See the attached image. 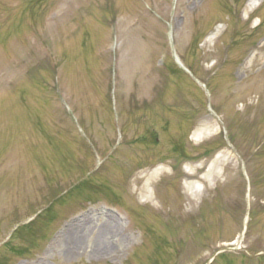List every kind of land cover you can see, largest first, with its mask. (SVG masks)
<instances>
[{"label":"rangeland","instance_id":"374dc122","mask_svg":"<svg viewBox=\"0 0 264 264\" xmlns=\"http://www.w3.org/2000/svg\"><path fill=\"white\" fill-rule=\"evenodd\" d=\"M229 247L264 253V0H0V264H264Z\"/></svg>","mask_w":264,"mask_h":264},{"label":"bare ground","instance_id":"6f19581e","mask_svg":"<svg viewBox=\"0 0 264 264\" xmlns=\"http://www.w3.org/2000/svg\"><path fill=\"white\" fill-rule=\"evenodd\" d=\"M253 1L259 2L261 0H253ZM253 5L250 4V7L253 8ZM209 131H210V128L206 127L201 134L196 132L195 136H199L200 138L202 134L203 136H205L206 134L209 133ZM216 162L217 163L219 162V157L213 160L209 165H207V170H206L207 173L205 174V176L200 179L198 178L197 181L200 186L202 185V183L200 182H204L207 179H209L212 182L216 180L218 174L220 173V171L216 169V166H217ZM192 170L193 169L190 168L189 173L191 176L194 175L193 173H191ZM163 171H164L163 168H160V167L152 171L150 177L148 176L146 186L141 188V192L142 193L146 192V187L152 184L153 180L157 178L159 175H161ZM192 178L193 177H191V179ZM197 181L186 183V187L192 188L190 195L197 196L198 191H199L198 189H195V184H197ZM147 200L149 199L147 198ZM189 200H190V206L195 205L193 199L189 198ZM92 229L89 225L83 226L82 224L73 226L72 228H68L66 233L64 234L67 248L76 249L79 247V245H82L83 239L84 237H86L85 236L86 233L87 234L92 233L93 232ZM98 235H99V239L101 240V242L96 246L95 250L98 252H103L104 254L116 253L118 250V244L120 240H123L125 238L123 237V231H122L121 222L119 221V218L110 213L105 214L103 224L98 229Z\"/></svg>","mask_w":264,"mask_h":264}]
</instances>
